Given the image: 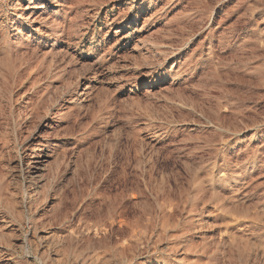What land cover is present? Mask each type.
<instances>
[{"label":"rangeland","instance_id":"obj_1","mask_svg":"<svg viewBox=\"0 0 264 264\" xmlns=\"http://www.w3.org/2000/svg\"><path fill=\"white\" fill-rule=\"evenodd\" d=\"M0 264H264V0H0Z\"/></svg>","mask_w":264,"mask_h":264},{"label":"bare ground","instance_id":"obj_2","mask_svg":"<svg viewBox=\"0 0 264 264\" xmlns=\"http://www.w3.org/2000/svg\"><path fill=\"white\" fill-rule=\"evenodd\" d=\"M47 121V120H46ZM47 123H48V121H47ZM37 131V130H36ZM37 134V133H36Z\"/></svg>","mask_w":264,"mask_h":264}]
</instances>
